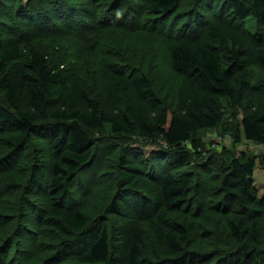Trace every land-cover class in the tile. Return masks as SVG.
<instances>
[{
	"label": "trees",
	"instance_id": "obj_1",
	"mask_svg": "<svg viewBox=\"0 0 264 264\" xmlns=\"http://www.w3.org/2000/svg\"><path fill=\"white\" fill-rule=\"evenodd\" d=\"M183 1L0 0V143L8 149L7 157L34 138L51 143L54 153L45 167L31 166L22 189L21 206H27L29 195H41L46 203L35 205V219L26 222L27 214L21 212L22 219L13 223L0 212V224L10 227L0 231V264H185L188 259V264H264L257 249L264 192L258 195L252 179L256 156L236 147L242 136L264 145V84L255 106L243 112L241 132L219 183L223 195L216 203L241 253L195 255L188 250L186 226L163 217L179 210L192 185L173 173V163L186 155L187 146L199 151L197 133L218 128L226 117L225 102H238L251 88L245 80L238 87L232 82L246 67L249 46L234 19L241 23L251 16L264 26V0ZM179 6L186 8L180 11ZM1 16L10 19L8 24ZM112 31L147 34L164 52L181 76L174 107L163 103L148 73L132 66L128 55L110 52ZM66 36L72 38L66 48L70 52L57 51L56 60L33 42L35 37ZM73 41L77 44L71 45ZM257 41L254 55L264 68V32ZM109 52L112 58L104 59ZM90 58L101 64L93 71L94 88L84 82L79 66ZM106 125L112 137L128 140L119 156L118 196L109 205L111 213L123 217L112 228L94 221L74 197L81 189L74 178L89 171L102 142L97 135H103ZM135 142L154 144L159 151L145 155L132 147ZM136 155L141 162H135ZM4 162L1 158L0 165ZM7 169L0 166V174ZM11 189L0 176V208ZM136 217L149 223L151 243L161 247L157 261L145 254ZM17 236L27 239L26 248L14 242ZM41 236L49 242L42 244Z\"/></svg>",
	"mask_w": 264,
	"mask_h": 264
},
{
	"label": "rangeland",
	"instance_id": "obj_2",
	"mask_svg": "<svg viewBox=\"0 0 264 264\" xmlns=\"http://www.w3.org/2000/svg\"><path fill=\"white\" fill-rule=\"evenodd\" d=\"M188 1L184 0L183 4ZM191 2L192 0H190ZM185 8L182 6L178 7L180 11ZM1 17H3V22L8 24L10 19L7 16ZM233 24L241 26L244 29L246 35L240 34L249 46H247L245 56L246 67L241 72L232 76V82L238 87L239 82L245 80L251 85V88L242 95L238 102H225L226 117L218 128L202 129L197 133L196 138L201 142V149L199 151H194L191 147L187 146L185 150L186 155L173 163V173L177 177L191 180L192 185L185 199H182L179 210L163 213V217L167 220L178 221L186 226L189 235L188 250L193 251L195 255H201L212 250H231L234 254L236 250H240V253L242 251V247H239L240 244L236 243L228 235L225 228L224 216L216 208V203L223 195L220 192L219 183L225 173V164L228 165L232 158L231 150L236 142L235 135L241 132L240 120L243 112L255 106L263 90L264 68L255 58L254 47L258 42L257 40L263 35L264 29L262 31V28L264 26L257 25L255 19L251 16L241 23H238V20L234 19ZM259 33L260 37H258ZM108 36L110 37L109 41H107L110 52L128 55L129 59L127 61L132 66L138 70L144 69L148 73L152 86L157 95L163 99V103L171 108L174 107L178 102L179 93L182 89L181 76L170 68L164 52L156 49L155 41L149 39V35L147 34L141 37L136 34L128 36L120 31H112ZM25 38H30L29 42L32 41L30 36H26ZM71 39L68 36L64 37V39H57V37H35L33 42L45 48L49 56L56 60L57 51L60 54L62 52H70V47L68 50L66 48L68 46L67 42ZM74 43L75 41L71 45ZM110 52L108 56L104 55L103 58L111 59L112 53ZM23 58L24 56L20 57V60ZM85 61L84 65L83 62L79 65L82 67L80 73L84 82L90 84L91 88H94L95 76L93 75V71L101 66V64L96 58L85 59ZM77 64L78 62L75 65ZM103 132L101 133L103 135H97L99 138L101 137L102 142L99 140L97 144L99 147L94 153L91 167L88 169L89 171L83 175L78 174L74 178V183L81 188L77 192H74V197L75 202L79 203V206L94 221L97 219L103 220L112 228V225L123 217L122 215L111 213L109 205L112 199L118 196L117 184L120 181L119 166H122L119 163V156L128 140L124 137H112L108 125L105 126ZM109 138L114 139L111 141ZM27 144L22 150L20 149L19 153L12 152L11 156L7 157L8 149L0 143V159L5 158L6 160L5 164L1 163L0 166H10V169H7V172L1 173L0 176L2 181H5L12 187L11 190L7 191L2 200L3 206L0 208V212L8 214L9 218H6L11 219L13 223L22 219L21 212H26V219L28 220L26 222H29V220L32 222L35 219L37 211V206L35 205L41 206L46 204L41 195L27 196L28 199H25V202L29 201V203L25 207L19 203L31 166L39 164L45 167L47 162L54 157L51 143H48L44 139L34 138ZM132 147L141 149L145 155L158 153L159 151L156 145L148 143L135 142L132 143ZM236 147L247 149L256 156L252 179L258 195H262L264 192V145L250 143L242 136ZM134 157L136 158V163L142 161L139 155ZM145 162L146 160L140 166H145ZM164 165L171 166L168 162ZM136 221L145 237L146 256L157 261L161 247L158 244L151 243L154 237L149 223L139 217H136ZM2 225L0 224L1 232L10 229V227L6 228ZM38 228L36 229L38 230ZM39 239L42 244L49 242L46 237L41 236ZM14 242H19V246H22V248H26L28 244L27 239H22L18 236ZM41 247H45V245ZM257 249L259 259L264 260V219L260 228ZM189 261L188 259L184 263L188 264L190 263Z\"/></svg>",
	"mask_w": 264,
	"mask_h": 264
}]
</instances>
